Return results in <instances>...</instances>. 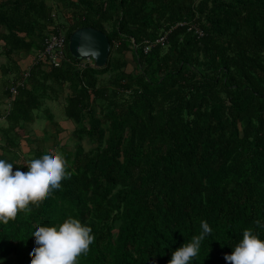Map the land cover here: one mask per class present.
<instances>
[{
	"label": "trees",
	"instance_id": "trees-1",
	"mask_svg": "<svg viewBox=\"0 0 264 264\" xmlns=\"http://www.w3.org/2000/svg\"><path fill=\"white\" fill-rule=\"evenodd\" d=\"M82 27L108 36L105 66L72 56ZM57 28L60 66L35 62ZM0 57V158L15 171L47 149L29 129L47 101L63 99V122L43 112L56 136L77 138L54 145L61 187L0 224L3 264H27L32 228L69 215L95 237L77 264H168L201 220L213 231L192 264H231L245 228L264 239V0H0Z\"/></svg>",
	"mask_w": 264,
	"mask_h": 264
},
{
	"label": "clouds",
	"instance_id": "clouds-1",
	"mask_svg": "<svg viewBox=\"0 0 264 264\" xmlns=\"http://www.w3.org/2000/svg\"><path fill=\"white\" fill-rule=\"evenodd\" d=\"M13 167V162L0 158V224L15 218L20 208L29 207L30 201L51 195L53 189L61 187V180L71 175L58 149H45L27 157L26 166H16L15 171ZM256 224L261 221L257 219ZM200 229L172 251L168 264H192L202 242L213 231L207 220L200 221ZM31 235L35 243L29 251L34 255L27 264H77L78 257L87 253L95 238L90 225L71 215L59 223H37ZM231 248L224 254L231 264H264V239L252 228H245L242 238Z\"/></svg>",
	"mask_w": 264,
	"mask_h": 264
},
{
	"label": "water",
	"instance_id": "water-1",
	"mask_svg": "<svg viewBox=\"0 0 264 264\" xmlns=\"http://www.w3.org/2000/svg\"><path fill=\"white\" fill-rule=\"evenodd\" d=\"M69 50L78 59H93L96 67H103L108 61L111 43L105 32L93 27L75 30L69 38Z\"/></svg>",
	"mask_w": 264,
	"mask_h": 264
},
{
	"label": "rangeland",
	"instance_id": "rangeland-1",
	"mask_svg": "<svg viewBox=\"0 0 264 264\" xmlns=\"http://www.w3.org/2000/svg\"><path fill=\"white\" fill-rule=\"evenodd\" d=\"M68 18H69L68 20L72 19L70 17V14H69ZM68 20L66 19L65 22L67 23ZM45 108H49L50 111L52 113H54V118L58 122H63L64 120L67 119L65 116V113H64L63 99L60 98L58 101L57 100L47 101L46 105L42 109L34 111L35 115L37 116V119L33 125L29 126V129L32 132L31 137H36L37 131H42V132L48 131V133L46 132V134L44 136L45 139L47 137V140L45 143V146L47 147V149H49V148L55 149L54 145L60 139L62 144L67 143V146H69L70 148H72V150H74L75 143L77 142V138L74 135V133H72V131L68 130L67 133L63 132V133H61L60 136H56L55 129L52 126H50V124H48L49 122L47 121V119L43 115ZM64 124L66 125V123H64ZM67 125L69 127V125H71V124H69V122H68ZM83 145L86 149H89L91 147V144L88 142V140H84ZM23 149H24V151L29 150V147L26 145L25 142H23Z\"/></svg>",
	"mask_w": 264,
	"mask_h": 264
},
{
	"label": "built area",
	"instance_id": "built-area-1",
	"mask_svg": "<svg viewBox=\"0 0 264 264\" xmlns=\"http://www.w3.org/2000/svg\"><path fill=\"white\" fill-rule=\"evenodd\" d=\"M197 33L199 35H202V31L197 30ZM167 39V34L161 35L157 40L156 43H160L161 45H165ZM65 34L62 30L57 28L53 33L50 34L46 41V46L44 47L43 50L39 51L37 55L35 56V62H40L42 61L43 63L49 64L50 66L58 67L60 66L61 62L64 59L65 56ZM153 43L151 42H146V45L144 47V52L148 53L152 47ZM89 62L90 59H87L83 61L81 64L85 65ZM24 76L27 77L29 76V72L25 71ZM15 87L11 88V92L15 93Z\"/></svg>",
	"mask_w": 264,
	"mask_h": 264
},
{
	"label": "crops",
	"instance_id": "crops-1",
	"mask_svg": "<svg viewBox=\"0 0 264 264\" xmlns=\"http://www.w3.org/2000/svg\"><path fill=\"white\" fill-rule=\"evenodd\" d=\"M50 1V0H49ZM52 1V0H51ZM61 13H59L58 14V12H57V14H58V17L60 18V20H62V21H64V19L65 18H67L68 16H69V14H70V12L69 11H60ZM67 14V15H66ZM21 57V58H20ZM30 57H32V56H30ZM29 56L27 57H23V55L22 54H20L19 56H18V62L20 63L21 62V65L23 66V67H25V66H27L28 64H29V62H30V60H31V58H30ZM30 58V59H29ZM21 59H23L22 61H20ZM127 59H128V61L129 62H131L132 60V56H131V54H129L128 56H127ZM5 58H3V57H0V62H5ZM26 68V67H25ZM49 124V123H48ZM43 134V132L42 131H37L36 132V136H38V135H42Z\"/></svg>",
	"mask_w": 264,
	"mask_h": 264
}]
</instances>
